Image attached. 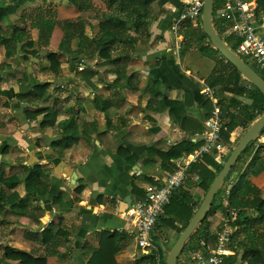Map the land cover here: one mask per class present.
<instances>
[{"label":"crops","instance_id":"crops-1","mask_svg":"<svg viewBox=\"0 0 264 264\" xmlns=\"http://www.w3.org/2000/svg\"><path fill=\"white\" fill-rule=\"evenodd\" d=\"M184 1L167 0L160 5L159 0H155L150 5L153 20L149 37H144L130 52L119 81H114L115 74L102 61L99 65L88 62L99 76L87 83L80 74L84 64L62 63L55 76L43 59H21L23 53L18 54L19 60L11 67H6V73L14 79H8L7 82L12 81L10 85H2L7 83L3 81L6 73L0 72V160L14 166L21 159L24 165L37 163L47 170L44 196H37V201L30 198L29 202L35 204L34 208L47 212L48 220L42 224L40 232L51 226L63 230L65 236L58 238L55 253L46 257L45 264H87L94 254L97 264H151L148 254L137 247L122 214L144 195L149 185L161 184L171 173L163 165H176L184 157L166 161L165 152L184 140L199 141L195 135L201 132L196 129L204 128L209 108L213 110L218 107L219 99L226 101L231 96L216 91L217 97H214L215 91L205 84L214 63L207 52L197 47L180 49L182 37L175 34L172 27ZM216 22L226 36L227 25L220 20ZM256 26L264 39V22ZM214 58L223 59L219 54H214ZM35 60L38 62L34 63ZM26 61L24 70L21 66ZM5 62L10 63L6 59ZM44 82L49 83L44 97L25 96ZM241 85L251 88L245 80ZM206 101L210 103L205 104ZM169 102H179L182 109L177 107L172 112ZM240 102H247L245 96ZM29 110L36 113L30 116ZM181 115L190 120L184 126L178 120ZM249 124L237 122L230 133V149ZM259 144H264V137H259L254 147ZM4 148L5 155H2ZM259 157V162L250 165L240 193L243 185L248 184L264 198V152L261 151ZM249 162L250 156L246 155L238 163L230 180L222 186L225 194L236 184ZM192 165L183 189L187 191L186 205L192 207L194 213L205 192L198 185ZM19 186L23 188L21 193L17 190ZM19 186L16 192L24 196V185ZM240 193L239 199L242 198ZM251 196L243 195L240 201H249ZM226 204L223 198V205ZM224 219L220 212L209 214L193 239L184 246L177 264H195L192 257L201 248L197 247L199 240H206L203 251L214 248L215 234ZM17 220L20 223L2 226L18 231L19 238L13 242L0 241L15 250L44 256V248H50L52 242L41 245L26 234L30 223L36 231L35 221L26 217ZM250 221L248 234H241L227 246L226 256L236 257L235 264H246L250 260L251 247L264 253V215L254 212ZM181 224L182 221L175 223L177 227ZM163 229V234H173V244L180 233L169 227ZM158 232L157 228L153 235L159 236ZM159 244L166 256L165 246L160 241Z\"/></svg>","mask_w":264,"mask_h":264},{"label":"trees","instance_id":"trees-1","mask_svg":"<svg viewBox=\"0 0 264 264\" xmlns=\"http://www.w3.org/2000/svg\"><path fill=\"white\" fill-rule=\"evenodd\" d=\"M154 1L155 0H103L105 8L99 11L94 8V17L91 18L96 21V23L92 24L90 20H84L81 16V12L88 10L89 4H86L84 0L82 1L84 4L79 2V0H67L69 4L80 12V16L76 18V21H79V27H75L72 21L66 20L62 23L56 22V14L52 10L46 8L47 4H49L48 0H10L9 3L5 0H0V22L8 20L10 15L15 14L23 5L30 2H37L35 10L29 13L23 12L20 15L19 19L22 28L15 26L14 23L8 22V27L11 29V32L0 31V46L4 49L5 59L13 60V62L15 58H19V53H23V56L20 57L21 59H27L28 57L41 59V56H45V59L48 61V69L55 76H57L60 71V65L62 63L59 58L62 56L66 58V62L71 61L76 64H84V68L80 74L81 79L86 80L87 83H90V79L94 78V76H99L96 70L88 66V62L94 59L97 60L95 64L99 65L102 61L103 64L109 65V71L115 74L114 81H119L124 75L123 72H125L126 63L130 58V52L134 51L136 45L143 41L144 37H149V27L153 20L150 5ZM166 1L167 0H159V4H164ZM254 1L256 3L254 12L255 19L258 24L261 23L260 18L264 17V0ZM223 3L224 0L213 1L214 29L228 47L236 52L239 39L235 38L230 33L226 36L223 35L222 31L217 27V22L214 18L216 11ZM56 26L62 30V38L59 47L56 51H47L45 47L48 46L52 32ZM86 26L90 29V35L85 32ZM27 29L35 31V38L28 37ZM177 34L182 37L180 46L182 51L197 47L201 52H207L213 59V67L210 74L205 79V84L210 90L215 91L214 97H217L216 91L220 94L228 93L231 95L226 101L225 98L217 101V105L221 112L220 115L225 123V129L221 130V139L222 142L230 148V133L236 127L237 122H243L247 125L256 119L264 110V97L259 90L252 85L248 84L251 88L242 86L241 82L243 79L235 67L230 63L224 59L214 58V54L219 53L212 48L209 38L203 33L200 17L195 23L190 21L180 22ZM241 58L264 80V68L260 69L253 62L250 61V63L244 59V57ZM6 67H10L7 62ZM24 76L27 77L25 71ZM48 85V82L39 83L34 86L35 88L33 91L25 96L36 99L44 97ZM243 96H245L247 100L245 104L240 102V98ZM207 103L210 102L206 101L205 104ZM169 106L172 112H174V109H177V107L182 109V105L179 102H169ZM42 111H46V109ZM212 111L213 110L209 108L207 114L208 118L211 116ZM28 112L30 116L36 113L31 110ZM51 114L52 111H50L49 115ZM178 120L181 122L182 126L190 121L189 118L184 115L178 117ZM196 130L197 132H202L204 128L199 126ZM259 137H264V128ZM256 142L257 140L251 142L247 146L231 171L237 167L238 163L246 155L250 156V164L240 172L236 184L230 187L228 194H225L223 187L218 191L206 217L202 220L186 244L193 239L195 233L203 223H205L208 214L213 212H220L224 218H229V226L234 229L231 234V242L237 240L243 233L248 234L249 228L252 226L250 217L254 212L264 215V198L260 197L257 189L245 184L243 185L244 189L240 193L241 184L249 174L250 165L259 162L261 159L259 153L261 151L264 152V144H259L254 147ZM200 144V141L192 142L191 140H184L170 147V149L165 152L164 158L166 161L179 159L181 156H185L192 152ZM4 152L5 148L2 150V155H5ZM228 155L224 157L222 161L215 160L212 155H206L201 162L193 163L191 170L198 176V185L204 192L207 191L210 183L221 169ZM17 163L16 167H18L21 172H8L7 169L13 168V165L7 164L4 159L0 160V226L18 224L20 223L17 220L19 217L29 218L31 221H35L37 228L34 232L31 228V223L28 224L29 230L26 234L31 236L33 240L38 241L41 245H48V243L52 242V246L50 248H44V256H35L31 252L15 250L0 241V264H45L46 257L55 253L54 250L58 246V238H62V236L65 237L63 230H55L51 226L46 227L40 232V227L48 220L47 212L40 208H34L35 204L29 202L30 198H32L33 201H37V196H44L47 190L48 173L46 169L39 166L37 163L24 165L21 159H18ZM169 165L170 166H163L173 172L176 166L172 164ZM229 175L230 173L226 177L223 185L228 182ZM20 184L24 185V196H20L16 192V188ZM183 186L184 185L171 195L169 202L164 206L163 212L156 221L153 231H157L158 228L159 236L153 235V231L151 233V243L153 247L147 252V257L151 260V264H165V256L163 255L162 246L159 244L160 241L163 245V241L165 240L163 238L165 235L163 234V227H169L179 234L190 220L189 218L194 214L192 207L186 205L187 191L183 189ZM239 193L242 197L241 199L238 198ZM246 194H251V199L244 202L240 201L244 199L243 195ZM223 198L227 200L226 205H223ZM69 204L71 205V202H69ZM229 209L237 210L233 218L229 216ZM10 216L15 218L11 219ZM179 221H182V224L180 227H177L175 223ZM200 241L206 242V240H199L197 247H201ZM204 247H206V245ZM249 250L252 251V257L246 264L264 263L263 252L255 250L252 247ZM245 254H247V252H245ZM94 256L95 254L89 259L87 264H97ZM223 260L224 264H235L237 259L234 256H224Z\"/></svg>","mask_w":264,"mask_h":264},{"label":"built area","instance_id":"built-area-1","mask_svg":"<svg viewBox=\"0 0 264 264\" xmlns=\"http://www.w3.org/2000/svg\"><path fill=\"white\" fill-rule=\"evenodd\" d=\"M203 0H185L179 8L172 31L177 34L178 25L184 21H195L201 15ZM255 1L224 0L223 5L216 11L215 20L223 21L228 27V33L239 39L236 53L240 57L248 58L258 68H264V39L258 34L255 19ZM264 22V17L260 18ZM81 65V64H79ZM218 107H215L211 116L204 122V130L195 137L201 144L183 159L176 163V168L169 173L159 185H149L144 195L122 215L129 224L137 247L147 253L153 247L151 233L164 206L169 202L171 195L178 190L188 178L189 166L201 161L204 156L212 155L217 161H222L230 148L222 142L221 130L225 129L224 119ZM234 209H229V216L233 218ZM232 229L229 218H225L223 225L215 234V246L203 251L198 248L193 253L195 264H224L223 257L227 254ZM201 247L205 246L200 241Z\"/></svg>","mask_w":264,"mask_h":264},{"label":"water","instance_id":"water-1","mask_svg":"<svg viewBox=\"0 0 264 264\" xmlns=\"http://www.w3.org/2000/svg\"><path fill=\"white\" fill-rule=\"evenodd\" d=\"M213 1L203 0L202 10L200 15L201 28L203 33L209 38L212 48H214L221 57L230 63L239 72L241 78L259 92L264 97V80L258 73L223 41V39L217 34L213 25ZM264 128V110L254 119L245 129L244 133L236 144L231 148V151L223 162L221 169L215 175L214 179L210 183L203 199L201 200L198 208L194 214L180 232L177 239L171 245L168 253L165 256V264H177L179 254L182 252L186 242L196 231L202 220L206 217L213 199L218 191L223 186L226 177L230 173L233 166L236 164L238 158L242 155L247 146L257 140L261 131Z\"/></svg>","mask_w":264,"mask_h":264},{"label":"rangeland","instance_id":"rangeland-1","mask_svg":"<svg viewBox=\"0 0 264 264\" xmlns=\"http://www.w3.org/2000/svg\"><path fill=\"white\" fill-rule=\"evenodd\" d=\"M5 1L7 3H9L10 0H5ZM48 1H49V4H47L46 8L52 10L56 14V22L62 23L64 21L68 20V21H72L73 22L72 24L75 27H77V26L79 27V25H78L79 21H76V18H77V16H80V12H78L74 6L69 4L67 2V0H48ZM82 1L83 0H79V2H81V3H82ZM84 1L86 2V4H89V8H88V10L81 12L82 13L81 16L84 20H87V21L90 20V22L92 24H94V23H96V21H94L91 18V17H94V11L93 10H94V8L97 11L104 10V8H105L104 2H103V0H84ZM82 4H84V3H82ZM36 5H37V2H30V3H27V4L23 5L22 7H20L15 14L10 15L8 20H4V21L0 22V31L11 32V29L8 27V22H10L12 24L14 23L15 26L22 28V26L20 25V19H19L20 15L23 12L29 13V12L35 10ZM43 9H45V8H43ZM195 22H196V20L193 21L192 23H195ZM85 32L90 35V29L88 26L85 27ZM54 35H55V38H53ZM28 37L29 38H35V31L34 30H28ZM52 38H53V41H51ZM61 38H62V30L56 26L52 32L48 46L45 47V50H47V51H50V50L53 51L55 49L57 50V48L59 47V43H60ZM55 47H57V48H55ZM41 59L44 60V64L48 65V61L45 59V56H41ZM59 59H60L61 63H65V64L67 63L65 57L62 56ZM244 59H246L247 61L250 62V60L248 58L244 57ZM14 60L17 61V60H19V58H15ZM9 62H10L9 65L11 67L13 60H9ZM36 62H38V61L35 60L34 63H36ZM94 62H95V60L93 59V60H91V62H89V64L93 65ZM32 63H33V61H32ZM26 64H28L27 61L24 62V64L21 66L22 69L25 70L24 67ZM0 66H2L3 69H5V70H3L0 67V70H1L0 72L2 73V71H5L2 73V74H5L8 71V69H6V62H5V58L3 56V47L2 46H0ZM46 68H47V66H46ZM30 72H31V70H30ZM8 79L14 80L13 76H10V74L6 73L3 76V81L7 82ZM11 82H7L4 84L2 83V85H4V86L10 85L9 83H11ZM14 160H16L15 157H14ZM236 169H237V167H235L233 169V171L230 172L228 181L230 180L234 170H236ZM7 170H8V172H18V173L21 172L20 169L18 167H16V165H14L13 168H11V169L8 168ZM17 190H18V193H21L23 188L19 186L17 188ZM208 216H209V214H208ZM10 218L14 219V217H12V216H10ZM18 233H19L18 231L15 232L14 230L13 231L10 230L9 226H7L6 228H4V226H0V239L2 241L8 240L10 242H13L19 238ZM163 238L165 239V240L163 239L164 241L163 240L162 241H163V245L165 246V251L167 254L168 250H169L168 248L171 245V243L173 242L172 239L174 238V236H173V234H170V232H169V234H165L163 236Z\"/></svg>","mask_w":264,"mask_h":264}]
</instances>
